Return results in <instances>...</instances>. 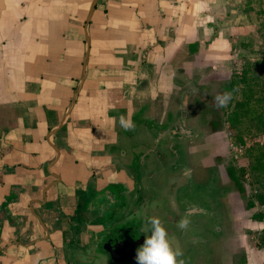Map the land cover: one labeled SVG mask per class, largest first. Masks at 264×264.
Returning <instances> with one entry per match:
<instances>
[{"label": "crops", "instance_id": "0c3cea01", "mask_svg": "<svg viewBox=\"0 0 264 264\" xmlns=\"http://www.w3.org/2000/svg\"><path fill=\"white\" fill-rule=\"evenodd\" d=\"M92 1L0 0V264H104L97 233L105 226L86 221L84 209L108 187L123 193L134 178L122 177L125 154H116L119 139L111 146L108 135L120 134V116L134 123L142 114L150 127L164 118L159 128L177 140L182 125L173 118L188 108L193 121L186 103L199 90L181 89L173 108L175 71L185 68L175 55L193 37H221L216 29L228 11L224 0H97L85 80L48 138L80 79ZM210 55L200 60L209 64ZM52 146L59 151L53 165ZM155 148L147 152L154 163ZM261 215L253 224L263 231ZM245 264H264V249Z\"/></svg>", "mask_w": 264, "mask_h": 264}, {"label": "rangeland", "instance_id": "374dc122", "mask_svg": "<svg viewBox=\"0 0 264 264\" xmlns=\"http://www.w3.org/2000/svg\"><path fill=\"white\" fill-rule=\"evenodd\" d=\"M224 3L228 11L223 10L216 29V32L223 29V35L219 37L220 32L200 41L193 37L190 44L182 48L183 53L175 55L180 61L177 65L185 68L175 71L173 108L176 110L179 105L181 89L193 83L199 90V94L191 96L186 103L196 112L189 126L200 136L191 143L190 152L182 150V145L162 147L174 137V130L171 135L160 129L164 118L159 120L160 128L150 127L140 114L134 119L133 128L121 127L119 135H108L111 146L115 144L114 136L119 139L116 154L120 151L125 154L119 162L124 168L122 177L134 173L123 192L126 209L121 214L122 219L135 211L141 214L137 219L145 213L158 217L173 246L182 251L180 259L184 264H245L247 254L264 243L262 231L253 224L264 210L259 204L264 200L263 114L259 108L237 110L239 118L233 124L229 122L235 104L244 98L240 84L231 92L233 99L227 107L219 108L214 101L218 93L226 92L232 74L240 76L242 73H247L251 79L257 78L249 85L258 83L254 97L264 98V66L255 70L247 67L248 63L264 59V0H224ZM214 40L218 43L213 46L214 52L209 53L206 49ZM209 54L211 62L204 64L200 59ZM152 129L156 132L150 133ZM152 147H156L153 152L158 155L155 163L147 155ZM142 158L149 161L146 167L140 164ZM113 160L117 162V157ZM171 163L179 164L182 173L174 171L169 166ZM182 174L185 178L177 179L176 176ZM231 174L242 185V196L230 180ZM119 193L122 192L116 191L114 196ZM102 200V196L95 195L92 207L84 209V219L93 226L112 225L110 217L115 213L112 202L103 206ZM250 203L255 204L253 211H247ZM104 207L111 211L109 215L103 214ZM182 218L189 220L186 229L178 227ZM218 222L222 225L220 223L218 236H214L213 228ZM101 255L100 262L117 264L105 254Z\"/></svg>", "mask_w": 264, "mask_h": 264}, {"label": "flooded vegetation", "instance_id": "af4514ba", "mask_svg": "<svg viewBox=\"0 0 264 264\" xmlns=\"http://www.w3.org/2000/svg\"><path fill=\"white\" fill-rule=\"evenodd\" d=\"M181 112V116L174 117L173 122L174 124L177 123L178 126L182 125V128L179 129L177 140L168 143V145L169 147H179L180 145H182V150L186 149L190 152L191 143L197 141L200 136L196 130H192L191 134H189V132L187 131L189 128L188 123L190 122V117H192L189 109L187 108V110H182ZM162 147H164V145ZM169 166H171L174 171H182V169L179 168V164L174 165L171 163ZM176 177L177 179H180L182 177L185 178L184 174ZM115 192L116 191H114L113 188L108 187L104 190V194L102 196L103 206H105L107 202H112L111 206L114 208L115 213L113 215V218L110 217L112 225L106 226L100 233H97V251L102 252V254H105L108 258L115 262H119L120 264H136V250L143 244L144 241V235L141 231H139V229L142 222L146 218L151 216L148 213H145V215H142V218L137 219V217H141V214L138 215L135 211L131 213L128 218L122 219L123 215L121 216V214H123V210L126 209V206L124 205L125 196L123 195V193H119L117 196H114ZM110 213L111 211H107L104 207L103 214L109 215ZM139 213H141V211H139ZM156 214H158V210L156 211ZM220 223L221 222H218L217 226L213 228L214 236H218L219 234L218 229L220 228ZM118 227H121V229L117 230Z\"/></svg>", "mask_w": 264, "mask_h": 264}, {"label": "clouds", "instance_id": "9594fccd", "mask_svg": "<svg viewBox=\"0 0 264 264\" xmlns=\"http://www.w3.org/2000/svg\"><path fill=\"white\" fill-rule=\"evenodd\" d=\"M232 99V93L227 91L218 93L214 97L215 104L219 108L227 107ZM111 119L115 118L112 117ZM119 124L125 130L135 126L131 117L125 118V116L119 117ZM188 224L189 220L182 218L178 223V227L186 229ZM139 231L144 235V241L136 250V264H184L183 260L180 259L183 255L182 251L178 246H173L167 230L158 217L146 218L142 222Z\"/></svg>", "mask_w": 264, "mask_h": 264}, {"label": "trees", "instance_id": "16d2710c", "mask_svg": "<svg viewBox=\"0 0 264 264\" xmlns=\"http://www.w3.org/2000/svg\"><path fill=\"white\" fill-rule=\"evenodd\" d=\"M259 66H264V59L257 60L256 63H248L247 67L251 70H255ZM257 78H249L247 73H242L240 76H237L236 74H232L230 81L227 83L226 91L227 92H232L238 84L242 85L243 93H244V98L241 102L236 103L232 115L229 119V122L233 124V121L237 120L238 115H237V110L241 111L243 109L247 110H255L256 108H259L261 114H263L262 121H264V98L261 99V97H254V92H257L254 90L255 87H258V83H255L254 86H250L249 83L256 81ZM264 86V82H263ZM216 129V128H215ZM230 180L234 182L237 186V191L238 193L242 196L244 194V189L242 185H240L239 180L233 175H230ZM259 204L263 206L264 208V200H260ZM255 204L250 203L247 206V210H252L254 209ZM262 218V215H260V219ZM262 235L264 238V230L262 231ZM264 240V239H263ZM259 248L264 249V243L263 245L259 246Z\"/></svg>", "mask_w": 264, "mask_h": 264}, {"label": "water", "instance_id": "95a60500", "mask_svg": "<svg viewBox=\"0 0 264 264\" xmlns=\"http://www.w3.org/2000/svg\"><path fill=\"white\" fill-rule=\"evenodd\" d=\"M96 3H97V0H93L92 1L90 9H89V12H88V15H87V18L85 20V24H84V35H85V42H86V50H85V53H84V56H83L82 71H81L79 82H78L77 86L74 89V92H73V95H72V99H71L70 104H69V106L67 108V111L64 114L63 120L61 121L60 125L55 130H53V131H51L49 133L48 138H50L56 131H58L59 129L62 128L63 122L69 116V114H70V112L72 110V107H73V105H74V103H75V101H76V99H77V97L79 95V92L81 90L83 82L85 80L86 71H87V65H88L89 46H90V40H89V36H88V26L90 24V20H91L92 14H93V12L95 10ZM52 148L55 151L56 157L53 160L51 165H53L57 161V159L59 157L58 149L55 146H52Z\"/></svg>", "mask_w": 264, "mask_h": 264}]
</instances>
